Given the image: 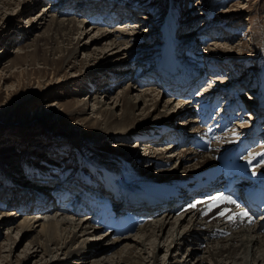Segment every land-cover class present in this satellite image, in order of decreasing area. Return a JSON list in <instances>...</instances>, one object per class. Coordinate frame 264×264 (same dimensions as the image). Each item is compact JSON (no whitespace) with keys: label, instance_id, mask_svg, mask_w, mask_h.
<instances>
[{"label":"rangeland","instance_id":"rangeland-1","mask_svg":"<svg viewBox=\"0 0 264 264\" xmlns=\"http://www.w3.org/2000/svg\"><path fill=\"white\" fill-rule=\"evenodd\" d=\"M78 1L83 3L82 1L87 0ZM78 1L43 0L39 2V0H30V5L33 6L28 9L15 7V4H11L10 8L9 5L0 8V196L2 195L0 202L5 204L8 209L15 210V206L22 204L19 200L20 191L18 190L19 188L23 189L21 193L28 194L30 187H32L30 182L34 178L36 180L40 178L37 181L39 183L50 184L48 195L58 205H61L62 202L69 203L68 197L80 198L83 192V195L88 194L89 191H86L87 187L84 182L89 180L101 181V177L99 178V175L90 168L94 166L93 162L98 159L112 163V166L118 168L120 173L127 171L128 168L131 172H140L144 178L146 177L142 184H149L150 182L149 185H151V179H160L165 174L174 172L176 175L182 176L177 177V180H180L188 172L201 170L198 169L200 166H191L190 168V163L192 164L193 161L188 162L186 168L179 165L177 155L165 166L152 165L154 161H151L150 165L145 164V161H137L136 163L128 161L129 148L131 151H139L140 155L147 156L149 149L153 151L160 150L157 149L158 147L165 148V142L169 140L163 141L164 137L167 138L168 136L162 133L158 134V130H156L155 133L158 137L153 139L154 142H150V145L143 141L140 143L136 137H132L128 141L98 138L97 128L94 124V118L97 116L95 111L99 107V103H95L98 97L108 99L107 101L110 100L109 102L113 105L116 100L115 97L128 90L134 99L139 100L138 103L140 104L137 105L136 114H141V107L146 105L145 102H141V96H136V94L148 91L147 101L153 102L151 98L157 94L161 87H157L155 81L149 76V73L151 75L153 71L148 67V63L156 56H161L162 46L169 44L170 30L173 31L172 36L176 42H185L181 49L174 48L173 54L176 55V59L183 65H190L189 67L193 68L194 71L198 67L200 74H204L202 78L207 72L205 79L201 82L202 85L199 87V93L205 86L210 85L208 84L210 76H213L212 78L220 77L213 82L214 84L219 82L218 87L227 86L229 83L236 84L235 88L238 90L235 92L239 95H235V100L242 97L239 100L243 101L244 99V104L249 108V111H252L244 112V115L249 114V117L241 122L237 121L240 125L239 130L244 128L245 120L252 121L255 119L256 106L254 103L256 101L264 103V0H99L98 7L95 8V13L92 16H98L102 20L113 13L112 17L115 18L109 23L102 21L103 26L101 25V27L107 28V30H117L116 33H120L125 28L124 30H135L141 35H145V38L142 37L131 45V48L134 47L137 52L126 58L128 61L133 58L139 59L141 67L134 65L133 70L124 74L125 76L120 79L114 81L111 78L110 80L113 81L111 82L112 88L106 92H104L105 89L97 90V92H88V90L94 82L100 81L97 73L102 66L108 68V71H114L113 67L118 62H114L113 58L115 57L109 59L108 56H105L103 61L97 59L87 63L86 54H92L97 49L93 44L90 45L89 51L87 50L86 53L80 52L76 53L74 57H68L69 51L73 49L79 38L84 40L83 42L87 40L88 43H91L92 38H95L94 35L99 36V32L95 33L97 29H93L92 23L84 26L86 28L85 33L80 34L74 30L70 35V38L73 39L72 43L66 40L63 43L62 52L54 54L51 45L42 44L37 48V44L34 46L32 43L35 37L44 30L45 22H49L52 16L66 17L62 12L59 13L56 10H50L47 13V9H44L45 5L53 3L56 6L59 4L63 10L74 11V15L75 13L78 14L77 18H82V14L88 15L85 10L90 3H84L82 6ZM78 8L86 9L78 12L76 11ZM19 9H22L20 13H18ZM42 11L46 12V15H43ZM114 11L117 13L115 14ZM35 15L37 18L42 15L46 16L45 21H42V24L39 23L41 19H37ZM37 21L39 27L31 28L32 23ZM176 26L179 27V29L176 28L178 30L175 29ZM189 29L196 30L188 35L189 32H185ZM119 38L122 39V37ZM193 39L195 41H192ZM104 42L102 40L100 44L104 45ZM192 42L193 44H190ZM107 51L110 52L109 49ZM12 60L15 65L11 67ZM188 62H193V66ZM160 63H163L162 59L158 60V64ZM158 64L153 67L154 70L163 68V66L159 67ZM216 64H222L223 68L221 71L217 69L218 72H212L211 69H215L213 67ZM140 72L143 76H148L143 82L135 80L138 79ZM222 75L226 79L223 80ZM105 76L103 75L101 78L104 79ZM103 82L105 83L106 80ZM160 82L165 83L167 80L164 79ZM109 85L111 84L107 83L105 88ZM178 88L177 90H179ZM161 90V93L156 96L158 104L149 107L152 112L151 122L155 121V114L168 109L164 106L166 100H174L177 103L182 98L181 100L190 102L189 97L177 96L171 89H164L163 91L161 88ZM235 92L232 91L233 94H236ZM220 97L227 99L224 93ZM250 100L251 104H249ZM193 103L195 102H192V105ZM189 104L187 106L191 107L192 105ZM180 105L178 104L176 109ZM189 110H192L194 114V109L189 108ZM143 115L139 116L143 117ZM188 117L190 116H185V118ZM156 121L158 122V119ZM172 123L175 124V121ZM259 125L264 131V120H261ZM240 132L243 131L240 130ZM262 138L264 139V135ZM122 144L124 145L122 152L118 154ZM260 144V146H264V141ZM177 146L175 154L178 153V155L183 147H193L192 143L188 141L186 145L182 143ZM146 149L147 151H145ZM113 155L118 156L114 158ZM43 166L50 171L47 173L48 175L40 174V171L44 170L41 168ZM38 189L42 190V187ZM31 193L34 194L33 191ZM196 197L194 194L192 200L187 202L180 199L182 202L180 206L182 207L178 208V211L176 210L173 219H176L175 216L177 217L179 213H182L185 207L192 206L193 199ZM34 202L36 201L34 200ZM212 203L216 204L217 201H212ZM41 204L43 205L42 202ZM24 205L22 208H25ZM235 205L237 206L235 203L232 204L233 209L238 208ZM67 208L69 207L67 206ZM72 208L69 211H73L76 217L85 214L86 210L77 211L75 207ZM54 209L56 211V208ZM61 210L63 211V209ZM235 211L237 210L233 212ZM42 214L46 215L45 212ZM20 216L21 214H16L10 217L8 221L0 223V264H47L48 256H45L42 251L36 256L32 252L33 249L30 248L35 233L24 235L16 227ZM125 218L128 219V222L130 218L134 217L131 215ZM239 221L235 227L227 226V230L222 229V234L229 235L230 230L242 226ZM136 231L137 229L134 230V232ZM103 232L105 234L108 231L99 230V233ZM115 235L121 234L118 232ZM106 237L107 235L101 238L98 236L93 238L96 246L100 247L103 243H107ZM171 239L168 231L164 232L160 238L161 244L164 246L156 251L159 256L158 264H169L170 260L173 261V257L171 258L173 254L183 260L187 258L188 252H184L182 247H180L182 250L175 249V247L168 250L169 243L172 245ZM150 241L153 240H147L148 246H151ZM207 244V241H203L201 244L194 242L192 244L194 251L192 257L196 259L199 253H203ZM111 245L112 243H109L108 246ZM176 245L177 243L174 246ZM98 252L95 254H102L104 251L99 249ZM151 259L150 255L148 260ZM76 260L80 259L76 258ZM147 264H153V259Z\"/></svg>","mask_w":264,"mask_h":264},{"label":"bare ground","instance_id":"bare-ground-1","mask_svg":"<svg viewBox=\"0 0 264 264\" xmlns=\"http://www.w3.org/2000/svg\"><path fill=\"white\" fill-rule=\"evenodd\" d=\"M41 1L43 0H39V2ZM78 2H80L82 6L84 3H90L88 8H85L86 10L84 8L76 9L78 12L84 10L87 11L88 15L82 14V18H77L78 14L75 13L74 15V11L63 10V7H60L59 4H56V6H54L53 3L51 5H45L44 9H47V13L50 10H56L59 13L62 12L66 17L59 18L52 16L49 22H45L46 24L43 25L45 27L44 30L35 37L32 43H34V46L37 44V48L42 44H49L52 47L53 53L56 54L63 51V43H65L66 40H69V43H72L73 39L70 38V35L74 30H77L76 32L80 34L85 33L84 31H86V28L84 26L88 23H92V27H94L93 29H97L95 33L97 34L99 32V36L94 35L95 38H92L93 40L91 43H88L87 40L83 42L84 40L82 41V39L79 38V41L73 46V49L69 51L68 57H74L76 56V53L80 52L86 53L87 50L89 51L90 45L92 44L96 46L97 49L92 54H86L87 57L85 59L87 63L97 59L103 61L105 56H108L109 59L115 57L113 58L115 60L114 62H118L113 67L114 71L109 70V72L108 68L102 66L100 69L101 72L99 71L97 73L100 81L96 82L97 84L94 82L95 84L93 83L88 90V92H97V90L105 89L104 92H106L112 88L111 82L113 81L110 80L111 78H113L114 81L115 79H120L125 76L124 74L129 73L133 70L132 68L141 63H139V59L137 60V58H133L131 61L126 60V58L129 57V55L131 56L132 53L137 52L134 47L131 48V45L136 41H139L140 38H145V35H141L135 30H124L125 28L122 29V31L120 29V33H116L117 30H107V28L101 27L102 21H106L105 23L112 22L115 19L112 17L113 13L110 16H107V18L101 20L98 16H92V14L95 13V8L98 7L99 0L82 1L83 3H81V1ZM11 4H15L14 6L18 8L24 7V9L33 6L32 4L30 5V0H0V8L7 7L8 5L10 8ZM21 11L22 9H19L18 13ZM114 12L117 13L116 11ZM44 14L46 15V12H43V15ZM43 15L39 18L35 15L37 19H41L39 22L41 24L46 18V16ZM31 19L33 20V18ZM30 27H39L38 21L33 22ZM176 28L179 29L178 26H176L175 29ZM193 30L189 29L185 33L189 32L188 35H190ZM172 34L173 31L170 30L171 36L169 37V44L162 46L161 55H173L174 48L181 49L184 47L185 42H176ZM119 37H122V39ZM102 40L105 41L104 45L100 44ZM192 41L195 40L193 39ZM190 44H193V42ZM108 49L110 52L107 51ZM68 57L66 56V58ZM14 65L15 62L12 60L11 67ZM158 65L159 67H165L168 72L169 68L166 62L163 61V63ZM155 66L156 64L150 67L151 70H153V67ZM189 66L190 65L188 64H178L176 61V67H173V71L164 77L168 83L155 81V84H157V87H161L163 91L164 89H171V91L177 96H186L189 91L193 90V88L200 83L202 75H204L200 74V69H197V67L194 71L193 68H190ZM213 68L215 69L210 68L212 72H218L219 69L221 71L223 66L222 64H216ZM161 70L162 69L153 70V72L156 74L157 71L159 72ZM211 71L209 72L214 74ZM177 73H183L181 79H186L185 84L181 85V83H175L174 80L176 76H178ZM103 75H106L103 77L104 79L101 78ZM131 76L135 77L134 75ZM146 76L147 75L143 76L140 72L138 79L136 78L135 80L137 82H143ZM149 76H152V74L150 75L149 73ZM223 76L224 75H222L221 78L223 80L226 79V77ZM212 77L213 76H210V82L208 83L210 85L205 86L200 93L197 90V95L191 97L189 100L190 102L183 101L181 100L182 98L177 101V103H175L174 100H166L164 106L168 109L175 108V110L166 109L165 111H159L158 114H155V121L158 119V122L156 121V123H154L155 121L151 122L152 118L150 117L152 112L149 107L158 104L156 96L161 93V88L158 90L157 94L155 93L156 95L151 98V100H153L152 103L147 101V96L149 94L148 91L136 94V96L140 95L141 102L143 101L147 105L141 107V114H136L135 112L137 105L139 106L140 104L138 103L139 100L134 99V96H132L128 90L123 94L119 93V95L115 97L116 100L113 105L109 102L110 100L107 101L108 99L106 100L100 97H98V99L96 98L97 100L95 103H99V107L98 110L95 111L97 116L94 118V124L97 128L98 138L104 137L109 139L114 138L117 141H128L130 138L136 137L140 143L143 141L144 143L146 142L147 145H150V142H154L153 139L158 137L155 133L156 130H158V134L162 133L165 134V136H167L166 131L169 130V133H176L178 136L180 135L181 138L186 140L184 143L185 145L192 134L198 136L207 135V137L210 138V147L206 152L194 147L192 144L193 147L191 148L183 147L182 151L178 150L180 152L178 155V153L175 154V150L178 148L177 145L179 144L171 141L165 142V148H157L160 150L151 151L149 149V154L147 156L144 154L140 155L139 151H131V148H129L130 151L128 156H126L128 161H132L133 163H136L137 161H145V164L150 165L151 161H154L152 165L157 164V166H165L176 158L177 155L179 165L184 166V168H186V166H188L187 163L191 161H193V163H190V168L191 166H200L198 167V169H201L200 171L195 170L188 172L187 175L180 180H177V177L182 176L176 175L174 172L168 175H162L156 183L158 191L152 189L150 187L151 185H149L150 183L147 184L148 191H150L148 192V200L155 199L157 201L154 206L146 207L145 203L147 202V199H139L138 197L134 200H129L132 197L128 198V201L130 202L125 200L124 191L126 190V185H130L131 189H135V187L142 188L146 185L142 184L146 180V177L144 178V176L138 171L131 172L130 168H128L127 171H122V173H120L118 168L112 166V163L98 159L93 162V168H90L95 174H98L99 177H101V181H85L84 184L87 187L86 191H89L88 194L83 195V192L81 195L79 194L80 198L68 197V204L62 202L61 205H58L52 200L50 195H48L50 184L39 183L37 181L40 178L38 180L34 178L30 182L32 187H30L31 189L28 194L21 193V190L23 189L19 188V200H21L22 204L15 206V210L12 208H6L5 204L0 202V223L8 221L10 217L15 216L16 214H21L16 227L24 235L35 233L33 234L35 237L31 242L32 246L30 248L31 250L33 249L32 252L36 256L40 254V251H42L45 256H48L47 264H147L148 261H152V259L153 264H158L159 256L156 251L162 249L164 246L161 244L162 239L160 241V238L166 231L169 232L170 238H172V245L169 243L168 250L172 247L182 250L180 249V247H182L185 250L184 252H188L187 258L184 260L178 258L176 254H173L171 256V258L173 257V261L170 260L169 264H264V232L259 229L258 221L254 220L252 215L244 217L235 215L233 211L240 209V207L233 209V203L217 201L214 197H217L218 193L203 198L196 197L193 199V205H195V207H192L191 205L185 207L184 211L179 213L177 217L175 216L176 219H173V214L176 213V210L178 211V208L182 207L180 206L182 203L180 199H182L183 202L192 200V197L196 193L195 189L201 182L210 179V176L218 175V158L221 152H224L229 148H236L237 146L242 150L245 144H252L254 138H260L264 141L262 138L264 131L261 130L262 127L259 125L260 121L264 120V104L260 107L256 106L262 101H256L254 103L256 106L255 119L252 121L245 120L246 124H243L244 128L240 129L243 132H240V126L237 128L232 126V123H236L233 122L234 119L238 117V114H234V110H236L238 103L237 101H230L231 99L235 100V95H239V93H236L238 90V88H235L236 84L229 83L227 86L222 85L218 87V85H220L219 82L217 84H214L213 82L217 81L220 77ZM213 79L214 81H212ZM104 80H106L105 83L103 82ZM107 83L111 85L105 88ZM188 84H190V86H188ZM177 88L179 90H177ZM232 91L233 93L236 91V94H233ZM230 92L233 95H231ZM222 93L227 96V99L222 100V102L225 103V106H227L226 110H224V112L220 109L217 112L215 111V113L218 114L215 123L213 124L210 121L207 125H203L202 118L200 119L198 116L195 117L196 115H199L201 111L200 108L202 107H198V109L195 105H202L203 102L201 101L202 99H205V105L210 103L211 106H216V110L220 106V95ZM251 100L249 104L252 103ZM192 102L195 103L192 105ZM188 103L192 106L188 107ZM178 104L181 105L176 109ZM189 108L194 109V114ZM142 114H144L143 117H140L139 115L142 116ZM261 114L263 115L261 116ZM185 116L190 117L185 118ZM244 117L247 118L248 115L241 116L240 118ZM173 121H175V124L172 123ZM221 127H223V129ZM150 130L152 131L150 132ZM123 146L124 145L122 144V148H119L117 152L118 154L122 152ZM145 151H147V149ZM115 156L117 157L118 155H113L112 157L115 158ZM261 156L262 152L257 147L252 155L245 157V162L261 161ZM259 161L255 164L252 163L247 172H245L244 177L251 178L252 181L248 182L243 179L242 185L256 183L257 181H260L261 178H264V163H259ZM241 166L243 165L240 161L238 168ZM41 168L48 171L44 166ZM210 183L215 184L216 179H211ZM39 187H42V190H39ZM32 191L34 194L31 193ZM96 191L102 192V197L111 196L115 207L122 204L127 206L129 208L127 216L132 215L134 218H130L128 222L125 217L115 219L110 211V205L104 204L102 206L100 204V200H104L103 198H100L99 201L98 199L94 200L91 198L92 192ZM28 200L30 204L28 203ZM34 200L36 202H34ZM212 201H217V203L214 204ZM22 205H24L25 208H22ZM67 206L69 208H67ZM71 206L75 207V210L77 211L86 210L84 212L85 214H81L80 216L77 215L76 217L73 211H69L70 209H73ZM91 207L93 208L92 211L88 209ZM97 207H102L103 210L100 211V214H103L101 220H98L96 217L92 218L93 211H97ZM54 208H56V211ZM61 209H63V211ZM108 210L110 211L109 213L106 212ZM54 211L56 212L55 214L53 213ZM42 212H45L46 215H43ZM222 212L225 213V215H221ZM238 220H240L239 222L242 223V226L238 229L230 230L229 235L222 234V231L226 229L227 226H237L239 224ZM140 223L141 225H139ZM104 227L112 229V231L105 232V234L104 232L99 233V230L104 229ZM132 228L134 230L137 229V233L134 232ZM118 232H120V234L123 233L121 234L123 236L120 237L121 235H115L118 234ZM105 235H107L105 240H108V242L97 247L93 238H96V236L101 238ZM147 240H153L150 241L151 246H148L149 242H147ZM203 241H207L208 244L203 250V253H199L197 258L194 259V257H192L194 254L192 244H194V242L201 244ZM109 243H112V245L108 246ZM176 243L177 245L174 246ZM99 249H103L104 252L102 254H95L99 253ZM150 255L152 259L148 260ZM76 258H79L80 260H76Z\"/></svg>","mask_w":264,"mask_h":264},{"label":"snow or ice","instance_id":"snow-or-ice-1","mask_svg":"<svg viewBox=\"0 0 264 264\" xmlns=\"http://www.w3.org/2000/svg\"><path fill=\"white\" fill-rule=\"evenodd\" d=\"M214 199L221 200V201L227 199V201L229 203H234L235 202V201H232L230 197L229 198H225L223 196H217V197H214ZM192 207H195V205H192ZM221 215H225V213L222 212ZM244 215L247 216V213H244Z\"/></svg>","mask_w":264,"mask_h":264}]
</instances>
